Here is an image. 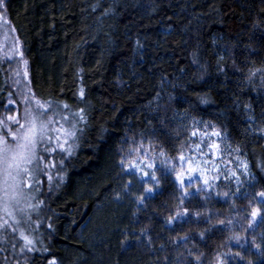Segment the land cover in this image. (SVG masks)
Returning <instances> with one entry per match:
<instances>
[{
	"label": "trees",
	"instance_id": "1",
	"mask_svg": "<svg viewBox=\"0 0 264 264\" xmlns=\"http://www.w3.org/2000/svg\"><path fill=\"white\" fill-rule=\"evenodd\" d=\"M262 9L264 0H4L0 33L17 38L33 97L52 102L46 118L78 131L71 155L54 154L51 182L38 176V214L0 234V264H216L222 254L226 264H264V223L248 228L252 208L264 212L255 198L264 190ZM10 88L0 56V105ZM181 154L215 167L212 187L178 208L169 175L137 205L144 184L128 163L152 162L160 176L162 161L179 165ZM184 208V222L166 223ZM21 232L35 251L22 250Z\"/></svg>",
	"mask_w": 264,
	"mask_h": 264
},
{
	"label": "snow or ice",
	"instance_id": "2",
	"mask_svg": "<svg viewBox=\"0 0 264 264\" xmlns=\"http://www.w3.org/2000/svg\"><path fill=\"white\" fill-rule=\"evenodd\" d=\"M4 6V0H0V7ZM264 11V9H262ZM107 14V13H105ZM137 46L140 45L139 41H137ZM8 59H11L9 57ZM195 62V61H193ZM25 66L27 65V61H24ZM256 73L252 72L249 76H254ZM19 75V72L16 73ZM25 78L27 77V72L24 73ZM15 83L19 84V81H15ZM30 91V89H29ZM79 95L81 98L84 97L85 92L83 88L79 89ZM11 96V94H10ZM24 101L26 103H34V107H27L25 109V123H20V121L15 116H7L6 118H0V129L8 128V123L11 122L13 124H19L20 127L16 132H12L10 128H8V134L11 136V141L6 138V136L0 133V177H2L3 187L0 188V191H3L6 200H4L5 210L11 206L15 209L16 205H18L21 201H27L34 199L29 193L24 191L25 187L32 188L34 184L39 183L38 176L40 174H46V169H50L55 167L53 163H47V157L41 155L40 153V145L43 144L45 141L48 143L55 142L57 147L63 151L67 152L68 155H71V146L65 147V145L69 144V140H74L77 134V127L75 123H71L70 127L65 128L61 125L59 128H52L51 125L53 123H59V121H54L53 118L48 116V113L52 111V102L45 101L41 102L39 100L32 101V99L28 96L24 97ZM202 102H207L206 100H202ZM14 101L11 98L8 101V104L11 105ZM245 110L251 109V104H244L243 105ZM8 105H5V109L7 110ZM64 108H68V105H64ZM83 109L80 110L79 119L83 121L85 117L82 115ZM58 113H54L57 115ZM61 120L69 121V116H61ZM247 119L249 121L254 120L252 115H247ZM251 127V125H250ZM23 130V131H21ZM82 131V129L80 130ZM261 134H264V128L260 130ZM52 132L58 133L55 138L51 135ZM192 135H196V132H193ZM213 136H221V133L218 131L212 132ZM63 138V140H62ZM62 140V142H61ZM211 149H219L218 144H212L209 146ZM196 148L199 149L200 145H196ZM43 151L45 153H51L55 151L53 148H49L45 146ZM235 152H240V148L236 147L233 149ZM161 156H164L163 151L160 153ZM179 165L175 163V161H162L161 165V172L160 176L157 175L156 170L151 172L147 171L146 169H155V164L152 162L144 163L143 161H136V162H129L126 168V171L134 170L135 173H139V179L144 184L143 192L136 197V204L143 206L146 201L150 199H154L159 193V189L162 186V177H167L169 175L174 176L175 183L181 191V196L179 199V204L177 207H181L184 204L185 198L206 192L208 189L212 187L209 183L208 179L203 175V172L199 168V164L193 166V160L181 154L178 157ZM123 164L124 161H121ZM207 163V161H205ZM63 164V161H61ZM185 164H187V169L185 170ZM239 166L242 168L243 173L246 177H250L251 173L248 170V164L241 160L239 162ZM200 171L201 172V180L203 183V187L197 186L195 191H189L193 187V183L195 181L194 173ZM231 175L236 177L237 184L240 183L239 176L236 175V172H231ZM49 181L51 182L52 177H48ZM129 185L132 184L130 180L128 182ZM128 187V185H126ZM239 191V189H238ZM217 195L227 197L229 193H217ZM235 195V194H233ZM255 198L257 199V204L264 206V190L258 191L255 194ZM29 207H33V205H29ZM22 211V210H21ZM7 215L11 218L13 216V212H7ZM189 216V211L187 208H184L182 211H176L173 215H170L166 223L172 225L177 221L184 222V219ZM196 216L199 217L200 213H196ZM264 223V212H262L260 207H253L251 211V219L248 221V228L254 229L257 226V222ZM19 220H13L11 225H9L8 221H4L0 223V228L5 227H12L13 231L15 232L16 225L19 224ZM224 221H220V224H224ZM232 221H227V224H231ZM201 238H203V233L200 234ZM20 238L24 241L22 245V250L24 248L27 251H35L36 249L33 246V241L28 238V236L24 235L23 232L20 233ZM189 237L187 235L179 237L180 241H186ZM241 238L235 237V243L239 245L241 248L243 244L240 243ZM175 242V241H174ZM121 243H124L123 241ZM15 247V245H13ZM252 247L256 248L257 251H260V245L255 243V238H253ZM46 251V249H45ZM191 254V253H190ZM224 255L222 254L220 257L217 258L216 264H226L225 259L223 258ZM261 255H264V252H261ZM233 257H240L243 259L239 252L233 253ZM197 264H199L200 258L195 257ZM49 264H57V262L53 259L49 261ZM251 264V262H250Z\"/></svg>",
	"mask_w": 264,
	"mask_h": 264
},
{
	"label": "rangeland",
	"instance_id": "3",
	"mask_svg": "<svg viewBox=\"0 0 264 264\" xmlns=\"http://www.w3.org/2000/svg\"><path fill=\"white\" fill-rule=\"evenodd\" d=\"M1 20V19H0ZM5 22V23H4ZM1 22V24H6L7 20ZM8 31L9 29H5L2 33H0V56L2 60L6 63V69L8 73V81L11 84V96L9 95L7 99L5 100L4 103L0 105V118H6L7 116H15L20 123H25V109L27 107H34V103H26L24 101V97L28 96L32 99V101H35L36 98L33 97L31 91H29L30 87L28 86V66H25L24 61H26L20 44L15 36H12L13 38L8 36ZM11 57V59H8ZM19 72V75H16V73ZM27 72V77L25 78L24 73ZM19 81V84L15 83V81ZM11 98L14 103L11 105L8 104L9 99ZM5 105H8L7 110L5 109ZM47 119V118H46ZM54 121H57L54 119ZM20 125L19 124H13L11 122L8 123V128L12 130V132H16L19 129ZM52 128H59L58 123H53L51 125ZM8 128H3L0 129V133L4 134L6 138L11 141V136L8 134ZM23 131V130H21ZM58 133L52 132L51 135L53 138ZM63 140V138H62ZM61 140V142H62ZM14 143V142H13ZM45 146H48L49 148L55 149V151H52L51 153H44L42 151V148ZM59 148L57 147L56 143H48V141H45L43 144L40 145V153L41 155H44L47 157V163H53L55 164V167L46 169V174L40 176H43L45 178H48L51 173H54L53 170H55L57 166V160L54 156V154L57 152ZM143 161L145 164L147 163L144 159L140 160ZM199 164L200 170L203 172V175L208 179V181H211V179L214 177V166H205L204 163H199L198 160H193V166H196ZM185 170L187 169V164H185ZM147 171L150 172V169H146ZM133 173H135L134 170H132ZM138 176V181L139 179V173H136ZM195 176V181L193 183V186H200L203 187V183L201 180V172L198 171L193 174ZM2 177H0V181H2ZM42 181V179H40ZM49 181V180H48ZM142 182V181H140ZM40 183V181H39ZM35 184L33 185L32 188L25 187L24 191L26 193H29L31 196L34 197V199L27 200V201H21L18 205H16L15 209L9 206L7 208V211L5 210L4 206V200H6V197L4 196L3 191H0V223H3L4 221H8L9 225H11L13 220H19L20 223L17 224L20 226L21 224L24 223V221H27V219H31L32 216L35 214H38V206L36 204L35 200V195L37 194L35 191ZM3 185L0 183V188H2ZM29 205H33V207H29ZM22 210V211H21ZM7 212H13V216L10 218L7 215ZM12 227H5V228H0V234L6 230H11Z\"/></svg>",
	"mask_w": 264,
	"mask_h": 264
}]
</instances>
